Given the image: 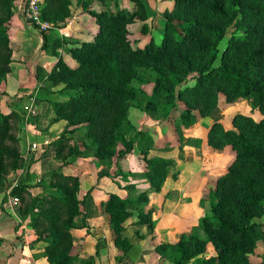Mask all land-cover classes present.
I'll list each match as a JSON object with an SVG mask.
<instances>
[{
  "label": "trees",
  "instance_id": "16d2710c",
  "mask_svg": "<svg viewBox=\"0 0 264 264\" xmlns=\"http://www.w3.org/2000/svg\"><path fill=\"white\" fill-rule=\"evenodd\" d=\"M14 1L0 0V84L7 80L14 61L8 36ZM130 1L131 7L116 11L87 10L97 25L91 40L61 37L59 44L54 38L50 40L48 30H40V51H55L60 45L75 66L68 65L61 53L53 52L57 61L49 72L36 68L38 86L31 92L10 96L0 88L13 110L6 114L0 109V194L18 179L11 189L19 198L17 211L42 242L48 264H87L72 253V230L87 223L82 209L86 194H79L83 191L82 177L62 168L91 155L97 167L102 165L97 168L98 179L112 176L110 168L116 162L119 167V160L132 151L142 134L146 135L135 130L132 141L125 139L133 109L149 112L163 107V116H177L187 124L208 116L219 106L221 96L224 104L251 98L248 112L233 115V127L224 128L215 121L207 132L212 147L229 146L235 152L207 192L209 213L200 218L207 238L182 234L156 248L168 264H253L256 246L264 242V0H169L170 5L154 16L160 17L157 32H153L155 23L148 19L147 4ZM70 5L71 0H42L41 17L55 28L62 27L70 17ZM136 19L141 21L139 32L147 35L133 42L129 36ZM229 28L232 30L221 47ZM134 79L151 85L145 106L138 100ZM34 95L48 102L47 110L53 112L50 122L62 120L65 125L49 144L60 165L31 183L29 170L37 150H28L31 154L25 160L24 138L14 134L13 125L18 113L25 114L19 106ZM160 97L166 104L159 102ZM76 132L79 138H75ZM120 144L124 147L118 148ZM49 145L40 146L39 151L44 153ZM168 163L160 156L148 159L147 173L155 190L167 174ZM12 171L15 177L10 182L7 176ZM21 173L24 177L19 178ZM142 196L132 199L109 192L103 204L114 244L121 250L119 259H127L131 247L122 234L124 222L132 215L131 209L142 204ZM151 213V209L139 211L135 223L152 224ZM79 218L82 222L77 225ZM209 246L214 253L206 256Z\"/></svg>",
  "mask_w": 264,
  "mask_h": 264
},
{
  "label": "rangeland",
  "instance_id": "374dc122",
  "mask_svg": "<svg viewBox=\"0 0 264 264\" xmlns=\"http://www.w3.org/2000/svg\"><path fill=\"white\" fill-rule=\"evenodd\" d=\"M23 2L24 0L14 1V12L8 23L10 26L8 30L9 44L12 48L11 56L14 60L11 69H13L17 64L15 60L18 59V57L19 59L24 58V55H22V49L30 47L31 42H34V40L37 42L41 41V37H38L36 34H34V26L32 23L26 21L22 15L21 9ZM143 2L147 4L150 18H154L158 12L163 11L165 6L170 5L169 0H143ZM129 7H131L130 0H85L81 5H79L78 11L71 12L66 23L67 25H70L75 17V22L77 21L80 24L79 28L71 27L61 30H59V28L56 30L52 28L46 33L50 35H54L56 33V36L54 35L53 38L59 44L61 43V37L91 40L97 25L94 22V18L87 14V10L95 12L105 10L109 12L116 11L117 8ZM80 9L81 13L79 12ZM150 18L148 17L150 23H155L153 32L159 31L158 20L160 17L156 16V19L154 18L151 20ZM140 24L141 21L136 19L135 23L131 26V35L129 37L131 40H133V42H136L140 38H143L147 35V32H139ZM231 30V28L228 29L227 34L221 43V47H223V45L226 43L227 37L229 36ZM38 31L40 32L39 29ZM51 32H54V34ZM54 50L55 51H53L52 48H46L44 50V53L47 54L48 59L52 61L49 66L53 67L58 58L57 54L53 52H61L63 60H65L68 65L75 66V62L69 57L68 54L62 51L60 45H58ZM132 85L138 91V100L140 104L145 106L147 97L150 94L151 85L138 79H134L132 81ZM0 88L5 92L6 95L8 94L10 96L14 90L12 87L8 86L7 80L0 84ZM6 95L0 94V109L6 114H12V108L9 107L4 101ZM35 95L29 100V102L31 101L30 105H28V102L25 105L23 104L22 106H19L22 108L24 107L25 114L23 115L19 111L20 114H17L18 119L15 117L16 120L14 123H16L13 125L15 126L14 134L20 135L22 138H24L25 160L31 154H28V148L31 143L34 142L29 138V136H34L36 139L42 140L40 136H42L46 128L49 127L48 124L53 116L51 109H46V111L43 109L45 116L40 112L41 108L39 107V100ZM158 99L161 104H166L165 98L160 97ZM251 101V98H245L238 99L233 103L224 104L223 97L221 96L219 106L216 107L208 116L187 124L183 123L177 116H174L171 119L163 116V107H159L157 110H150L149 112L142 109H133L131 111V114L128 116L130 118L129 120L131 121L129 128L127 129L129 132L125 135V139L132 141L134 139L135 130L146 132V135L142 134L140 138H138L137 143L135 142L136 144L134 145L132 151L127 153L125 158L119 160V167L118 162H116L110 168V175L112 176H103L99 178V181H102V185L105 186L104 189H106L108 192H116L122 197L135 199L142 193V204H140L135 210L131 209L132 215L124 222V225L128 223L131 224V222L132 224H136L139 220L137 215L139 211L146 212L150 209L152 210V224H144V228L142 229L145 235H142L141 239L136 237V240H134L138 242L139 246H144L147 250H151L155 245L162 242H167L168 238L172 240L171 242L176 241L182 234L189 236L192 233H196L202 239L207 238L200 224V218L209 213L210 205L207 200V192L214 187L217 177L227 169L229 162L232 160L235 154V152L229 146L219 149L208 144L207 132L210 125L215 121L220 122L221 126L224 128L233 127V115L238 112H248L251 108ZM178 104L180 107H182V103ZM30 107H32L30 110L34 113L29 112L28 109ZM35 117L38 118L37 127L31 128L29 131L27 129L25 130L24 125L26 123L30 124L35 122ZM76 137H80L79 132H76L75 138ZM49 144H51V141ZM120 146L124 147L120 144L118 148ZM50 148L53 147L49 145V159L47 161L43 160V166L39 165L38 167L33 163L29 172H34V174L37 176L40 174L44 175L51 168L60 165L57 163V159L52 156L54 151H51ZM40 154L41 152L38 150V152L35 151L33 153V156L37 158L36 160H38L41 158L39 156ZM154 156H160L169 162L166 166L167 174L164 180L159 183L158 190H155L154 186L151 184L149 174L147 173L149 169L148 159ZM86 160H88L87 162L89 163V159ZM103 166L106 168L107 164H103ZM16 170L15 173L18 171ZM97 171L98 169L94 170L93 166L91 169H89V174L87 175H89L90 178L86 176V179L88 178L87 180H89V183H93L94 176L95 174L97 175ZM15 173L14 171L8 173L7 179H9L10 182L12 178L15 177ZM22 173L20 176L18 175L19 178L24 177ZM39 179L40 178H35L33 179V182L35 183ZM118 184L120 185V188L118 187ZM5 193L6 191L0 194L1 207H4V198L2 196ZM79 194L81 196L86 194L87 197L88 193L80 191ZM92 200L93 197H91V201L87 204V212L83 216L85 221H83L88 222V219L97 221L101 220V222L103 221L101 229L103 228L104 232L100 233V231L96 228L90 232L92 233L93 241L96 243H110L113 241L110 223L103 218L104 215L100 214L98 210V197H95L93 202ZM82 209L84 211V208ZM18 211L16 212L18 217L15 224L17 233L19 234L18 237L22 241L23 252L20 255L21 257L17 259H20V262L25 263L28 261L32 264L33 262L38 263L40 260L43 262L47 261L42 254L43 252L30 254L27 250V245H33L35 248H38V246L42 245V242L37 239V236L32 230H30L32 234H26V229H29V227L23 218H21ZM81 220L82 219L80 218L76 219V224L79 225L82 222ZM148 228H150V231H148ZM102 234L105 236H99ZM73 244L72 253L78 255V258L81 259L80 261H87V264H128V260L124 258L119 259L122 254L121 250L116 245H114L115 251L111 247V250L109 249V252H107L105 257H100L98 259L96 257V253H93V244L90 245L88 243L86 246L85 244L79 242V238H77V236L74 239ZM212 253H214V250L211 246H209L206 256ZM112 255L115 256L114 262L112 260ZM153 256L155 259L157 255L155 253H147L145 255V260L147 261L143 263L154 264V259H151ZM161 259L162 264H168L163 257ZM42 261L41 264H44ZM263 262L264 242L260 241L256 246L253 255V264H263Z\"/></svg>",
  "mask_w": 264,
  "mask_h": 264
},
{
  "label": "crops",
  "instance_id": "0c3cea01",
  "mask_svg": "<svg viewBox=\"0 0 264 264\" xmlns=\"http://www.w3.org/2000/svg\"><path fill=\"white\" fill-rule=\"evenodd\" d=\"M85 0H71V5L70 7V12H76L79 9V5H81ZM78 3V4H77ZM81 13V9L79 11ZM75 16V15H74ZM68 20V19H67ZM67 23V22H66ZM65 23V25H63L62 27H58L59 29H66V28H71V27H76L79 28V23L76 21L75 22V17L72 21V23H70V25H67ZM70 26V27H69ZM34 28V34H36L38 37H41L40 32L38 31V29ZM56 30V29H55ZM54 34V32H51ZM50 35V34H49ZM56 36V33L54 34ZM54 35H50V40L53 38ZM42 45V37H41V41L37 42L34 40V42H31L30 47L24 48L22 49V55H24L23 59H16L15 62H17V64L14 66V68L10 71V73L8 74L7 77V82H8V86L12 87L13 93H18V95H24V94H28L29 92H31L34 88H36L38 86L37 83V79H36V68L38 66H40L44 71L49 72L51 70V66L50 63H52L51 60L48 59V56L46 53H44L43 51H40V47ZM61 53V52H59ZM18 54V53H17ZM14 62V63H15ZM48 106V107H47ZM39 107L40 112L45 116V112L43 111V109L46 111V109L49 108V104L48 102H44V101H39ZM38 118L35 117V122L30 123L26 126V129L29 131L31 128H36L38 125ZM51 124V125H50ZM49 127L46 128V130L43 132L42 136H40V138L42 140H38L36 139L34 136H29L30 139H32V143H36L37 145V151L40 150V146L43 145H49L50 141L52 144V141L56 140L60 133L62 132V130L64 129V125L65 122L60 120V121H55V122H49ZM29 144V143H28ZM82 148V147H81ZM51 151H54V148H50ZM42 153V152H41ZM49 147L48 149L45 151V154L42 153L40 154L39 157L40 159L36 160L34 163L35 166L42 165L43 166V160L47 161L49 159ZM54 157V153L52 155ZM51 156V158H52ZM89 159V163L87 162ZM55 160V159H54ZM84 161V162H83ZM54 162V161H52ZM32 163V165H33ZM57 163L60 164V161L57 160ZM31 165V166H32ZM93 166L94 170H97V168L102 167V165H100L99 167H97L96 163H94L92 156H86V157H81L78 159H75V161H73L72 163H70L69 165L65 166L62 168V170L67 171V172H71V173H79L82 177V184H81V188L83 189V191L87 194L86 197V201L84 204V213L86 214L87 212V204L88 202L91 201V197H93L92 202L94 201V198L98 197L99 201L98 203V210L100 212V214L104 215V219H106L107 222H109L108 219V215L107 213L103 210V204L106 202V200L109 197V192L104 189L105 186L102 185V181L100 182L97 177V175L95 174L94 176V181L93 183H89V180L86 179V176L90 178L89 175V169H91ZM34 167V166H33ZM31 170V169H30ZM32 173V179H31V183L33 182V179H37L41 177V174L39 176H37L36 174H34V172ZM84 175V177H83ZM103 180V179H102ZM91 189V190H90ZM99 196H98V195ZM1 196V195H0ZM2 198V197H1ZM95 205V202H94ZM90 209V208H89ZM88 219V218H87ZM17 222V217L15 215H13L11 212L5 210L4 207L0 206V238H2V241H0V264H32L31 262L26 261L24 262H20V259L18 260L17 258H20L21 253L23 252V247H22V241L19 239L18 237V233L16 230V223ZM103 224V221L101 222V220L97 221V220H89L86 223L85 226H80L77 228H74L72 230V235L74 237V239L79 238V242L85 244L86 246L88 245V243L91 245L93 244V253H96V242L93 241V236L92 233L90 231H92L93 229H97L101 232H104V229H101V226ZM125 226V230L122 232V234L127 237L128 241L131 244V247L128 250L127 253V259L128 260V264H144L147 260H145V255L147 253H152V254H156V258L154 259V256L151 259L153 260L154 264H162V256L159 253V251L157 250L155 245L152 249L154 250H147L144 246H139L136 240V237L138 239L142 238V235H145V233L143 232L144 225H139V224H131L128 223ZM147 227V226H146ZM132 228V229H131ZM150 231V228H148ZM134 230V232H133ZM112 232V230H111ZM32 234V232L29 229H26V234ZM97 233V232H96ZM113 234V233H112ZM101 237H104L105 235H99ZM28 238V235H27ZM134 238V239H133ZM172 240H170L168 238L167 242H171ZM14 244V246H12L11 244ZM107 243V244H106ZM105 244L103 242H100L99 247H98V252L96 257L99 259L100 257H105L107 255V252H109V249L111 250V247L113 248V250L115 251V244L114 241L108 243L106 242ZM27 250L29 251L30 254H34L36 252H43L44 248L43 246H38V248H35L33 245L31 246H26ZM153 251V252H152ZM115 255V254H114ZM114 255H112V260L114 262ZM150 259V260H151ZM40 260L38 263L33 262V264H41ZM144 262V263H143ZM161 262V263H160ZM42 263H46L48 264V261H45ZM125 263V261H124Z\"/></svg>",
  "mask_w": 264,
  "mask_h": 264
},
{
  "label": "built area",
  "instance_id": "2783aa9c",
  "mask_svg": "<svg viewBox=\"0 0 264 264\" xmlns=\"http://www.w3.org/2000/svg\"><path fill=\"white\" fill-rule=\"evenodd\" d=\"M41 0H25V2L23 3V10H22V14L23 17L26 21L36 25L38 27L39 30L42 31H46L49 29H57L55 28V26L51 23L48 22L46 20H43L41 17ZM61 30V29H59ZM31 99V98H30ZM31 104V101L29 102L28 105ZM32 107H30L28 110L31 113H34L33 111H31ZM29 151L33 152L35 150H37V144L36 143H31V145L28 148ZM21 172V170H20ZM18 182V179L16 178L12 185L7 189L6 193H7V197L6 200L3 202V206L5 208V210L11 212L13 215H15L16 217L17 214V206L19 203V198L15 195L11 194V189L16 185V183Z\"/></svg>",
  "mask_w": 264,
  "mask_h": 264
}]
</instances>
